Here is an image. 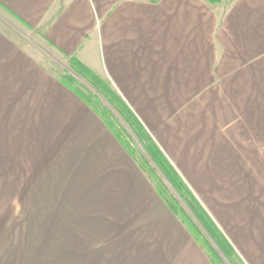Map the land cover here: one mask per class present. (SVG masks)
Wrapping results in <instances>:
<instances>
[{
    "label": "crops",
    "instance_id": "crops-1",
    "mask_svg": "<svg viewBox=\"0 0 264 264\" xmlns=\"http://www.w3.org/2000/svg\"><path fill=\"white\" fill-rule=\"evenodd\" d=\"M39 55L107 80L236 263L264 264V0H0V228L45 216L49 264H213Z\"/></svg>",
    "mask_w": 264,
    "mask_h": 264
},
{
    "label": "trees",
    "instance_id": "trees-1",
    "mask_svg": "<svg viewBox=\"0 0 264 264\" xmlns=\"http://www.w3.org/2000/svg\"><path fill=\"white\" fill-rule=\"evenodd\" d=\"M217 2L218 0H212ZM69 65L74 75L86 80L93 88L94 92H84L78 85L74 75L65 72L59 80L78 97H80L105 123L108 129L118 139L131 158L136 162L140 170L152 183L154 189L160 198L167 205L169 210L182 222L184 227L192 235L194 240L208 255L213 264H223L215 249L207 238L202 234L199 226L190 218L188 213L180 204L178 197L189 207L199 225L206 231L208 236L220 248L223 254L231 258L232 249L227 245L218 227L198 202L190 188L184 182L180 174L172 166L160 148L156 145L145 128L129 109L124 100L111 87L110 83L93 72L87 66L82 64L75 57L69 59ZM103 97L110 106L119 114L121 119L128 124L138 140L141 142L148 157L141 154L136 148L131 146L125 134L122 131L118 119H116L110 110L102 104ZM168 182L172 190L167 186Z\"/></svg>",
    "mask_w": 264,
    "mask_h": 264
},
{
    "label": "rangeland",
    "instance_id": "rangeland-1",
    "mask_svg": "<svg viewBox=\"0 0 264 264\" xmlns=\"http://www.w3.org/2000/svg\"><path fill=\"white\" fill-rule=\"evenodd\" d=\"M35 51L37 50H34V52ZM40 58L44 60V64L47 65L48 68L52 69L56 73V75H60L61 77L64 76L65 72L74 75V73L70 69V65H68L65 60L59 58L55 59L54 61L52 60V57H48L45 55L43 57L40 56ZM74 77L77 80L78 87L82 91L94 92L92 86L86 80L77 75H74ZM100 98L102 100V104L110 110V112L116 119H118L122 131L131 146L136 148L144 156L148 157L141 142L138 140L137 136L134 134L128 124H126V122L121 119L119 114L110 106V104L103 97L100 96ZM180 174L182 175L181 172ZM166 184L170 188V190H172L171 185L168 182H166ZM175 196L178 198L180 204L188 213L190 218L199 226L200 231L215 249L223 264H237L233 257L228 258L223 254L220 248L208 236L206 231L199 225L198 220L195 218L194 214L191 212L189 207L178 197L176 193ZM54 203L55 215L51 217V230L52 228L55 229V236L53 239L57 241L60 239H57V237L61 236L59 232L63 230V218L61 215L62 202L56 200ZM58 213L60 214V216L58 215ZM50 233L51 231H49V228L46 227L45 216H39L38 228H0V264H20V261L21 264H31L32 258L35 259V262L38 261L37 264H49L47 262L48 254L45 246L47 245V236ZM56 244H54V246H57ZM55 251H59L60 253L62 250L56 249Z\"/></svg>",
    "mask_w": 264,
    "mask_h": 264
},
{
    "label": "built area",
    "instance_id": "built-area-1",
    "mask_svg": "<svg viewBox=\"0 0 264 264\" xmlns=\"http://www.w3.org/2000/svg\"><path fill=\"white\" fill-rule=\"evenodd\" d=\"M153 1H158V0H153Z\"/></svg>",
    "mask_w": 264,
    "mask_h": 264
}]
</instances>
